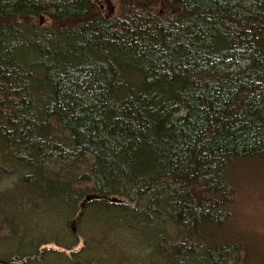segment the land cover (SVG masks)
I'll return each instance as SVG.
<instances>
[{
	"label": "trees",
	"instance_id": "1",
	"mask_svg": "<svg viewBox=\"0 0 264 264\" xmlns=\"http://www.w3.org/2000/svg\"><path fill=\"white\" fill-rule=\"evenodd\" d=\"M108 1L0 0V264H264V0Z\"/></svg>",
	"mask_w": 264,
	"mask_h": 264
},
{
	"label": "rangeland",
	"instance_id": "2",
	"mask_svg": "<svg viewBox=\"0 0 264 264\" xmlns=\"http://www.w3.org/2000/svg\"><path fill=\"white\" fill-rule=\"evenodd\" d=\"M103 5L105 4L100 5L102 9ZM262 162L245 161L237 164L240 169L235 168L239 169L238 178L235 179L239 191L235 213L233 212L234 216H232L231 232L246 243L255 262L264 261V163ZM13 182L15 176L0 177V191L11 188ZM4 249L5 247L0 245V251Z\"/></svg>",
	"mask_w": 264,
	"mask_h": 264
},
{
	"label": "water",
	"instance_id": "3",
	"mask_svg": "<svg viewBox=\"0 0 264 264\" xmlns=\"http://www.w3.org/2000/svg\"><path fill=\"white\" fill-rule=\"evenodd\" d=\"M94 200H108L110 202H116L118 201L117 199L115 198H107L106 196H100V195H96V194H87L84 198V201H83V204L87 203V202H91V201H94ZM80 216V213L76 216L75 219H73L70 223V230L73 234H75L76 232V221L77 219L79 218ZM0 263H4L0 260Z\"/></svg>",
	"mask_w": 264,
	"mask_h": 264
},
{
	"label": "bare ground",
	"instance_id": "4",
	"mask_svg": "<svg viewBox=\"0 0 264 264\" xmlns=\"http://www.w3.org/2000/svg\"><path fill=\"white\" fill-rule=\"evenodd\" d=\"M75 219V218H74ZM73 220V219H72ZM70 229V228H69ZM71 231V230H70Z\"/></svg>",
	"mask_w": 264,
	"mask_h": 264
}]
</instances>
